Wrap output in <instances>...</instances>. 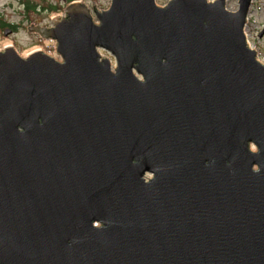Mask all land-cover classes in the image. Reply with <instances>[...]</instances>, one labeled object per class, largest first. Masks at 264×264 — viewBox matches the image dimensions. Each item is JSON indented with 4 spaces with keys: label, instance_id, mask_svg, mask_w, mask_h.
Wrapping results in <instances>:
<instances>
[{
    "label": "water",
    "instance_id": "95a60500",
    "mask_svg": "<svg viewBox=\"0 0 264 264\" xmlns=\"http://www.w3.org/2000/svg\"><path fill=\"white\" fill-rule=\"evenodd\" d=\"M226 2L74 1L27 28L61 59L0 50V264H264V62Z\"/></svg>",
    "mask_w": 264,
    "mask_h": 264
},
{
    "label": "rangeland",
    "instance_id": "374dc122",
    "mask_svg": "<svg viewBox=\"0 0 264 264\" xmlns=\"http://www.w3.org/2000/svg\"><path fill=\"white\" fill-rule=\"evenodd\" d=\"M30 1L31 4L37 5L34 12L27 13L25 3ZM72 0H0V18L15 25H20L18 33L14 36H4L0 41V50L5 48L6 44L14 46L17 51L25 56L33 50H43L46 53L56 56V42L45 41L37 34L30 33L27 28L32 25L45 27L53 26V18L64 16L66 6ZM86 2L90 7L97 4L98 9H108L111 0H81ZM169 0H156L159 6H164ZM227 8L236 11L239 8V0H227ZM46 8L47 10H45ZM54 8V11H48ZM96 19V18H95ZM246 32L249 35L252 46L258 51V58L264 61V36L259 37L260 32L264 29V0H253L249 13V21Z\"/></svg>",
    "mask_w": 264,
    "mask_h": 264
},
{
    "label": "flooded vegetation",
    "instance_id": "af4514ba",
    "mask_svg": "<svg viewBox=\"0 0 264 264\" xmlns=\"http://www.w3.org/2000/svg\"><path fill=\"white\" fill-rule=\"evenodd\" d=\"M72 1H74V0H72ZM36 9H38L37 5H36ZM44 9L47 10L46 8H44ZM0 19L2 20V18H0ZM19 27H20V25H15V24H11V23H9L7 25H2L0 23V41L3 39L4 36H7V37H11L13 35L15 36L18 33ZM263 31H264V29H263Z\"/></svg>",
    "mask_w": 264,
    "mask_h": 264
},
{
    "label": "trees",
    "instance_id": "16d2710c",
    "mask_svg": "<svg viewBox=\"0 0 264 264\" xmlns=\"http://www.w3.org/2000/svg\"><path fill=\"white\" fill-rule=\"evenodd\" d=\"M25 7H26V11H27V13H30V12H34V10H35V8H36V4L35 5H33V4H31V2L30 1H28V2H26L25 3ZM48 11H54V8H50ZM0 23L2 24V25H7V24H9V22H7L6 20H1L0 19Z\"/></svg>",
    "mask_w": 264,
    "mask_h": 264
},
{
    "label": "bare ground",
    "instance_id": "6f19581e",
    "mask_svg": "<svg viewBox=\"0 0 264 264\" xmlns=\"http://www.w3.org/2000/svg\"><path fill=\"white\" fill-rule=\"evenodd\" d=\"M247 27H248V26H247ZM250 44H251V41H250ZM250 44H249V45H250ZM250 46H251V45H250ZM251 47L254 48V49H257V48H255L254 46H251Z\"/></svg>",
    "mask_w": 264,
    "mask_h": 264
}]
</instances>
